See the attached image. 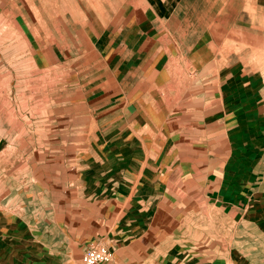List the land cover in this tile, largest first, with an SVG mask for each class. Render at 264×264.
<instances>
[{"label": "crops", "instance_id": "crops-1", "mask_svg": "<svg viewBox=\"0 0 264 264\" xmlns=\"http://www.w3.org/2000/svg\"><path fill=\"white\" fill-rule=\"evenodd\" d=\"M26 2L38 48L111 67L93 98L114 124L83 186L0 185V264H83L97 242L110 264H264V0Z\"/></svg>", "mask_w": 264, "mask_h": 264}, {"label": "rangeland", "instance_id": "rangeland-1", "mask_svg": "<svg viewBox=\"0 0 264 264\" xmlns=\"http://www.w3.org/2000/svg\"><path fill=\"white\" fill-rule=\"evenodd\" d=\"M200 1L194 9H202ZM11 6L0 14V185L7 193L11 187L20 193L26 185L40 187V181H56L60 175L67 185L81 186L90 163L101 168L97 160L106 154L95 155L103 146L99 139L109 137L114 124L104 122L96 104L100 99L93 98L112 78L111 67L94 65L90 50L62 47L56 34H50L55 39L51 49L38 48L42 35L33 26L31 34L26 0ZM158 133L144 135L146 155L154 160L167 152L166 139ZM139 134L134 130L131 137L139 141Z\"/></svg>", "mask_w": 264, "mask_h": 264}, {"label": "built area", "instance_id": "built-area-1", "mask_svg": "<svg viewBox=\"0 0 264 264\" xmlns=\"http://www.w3.org/2000/svg\"><path fill=\"white\" fill-rule=\"evenodd\" d=\"M111 261V253L106 245L101 242L90 243L82 255L83 264H110Z\"/></svg>", "mask_w": 264, "mask_h": 264}, {"label": "bare ground", "instance_id": "bare-ground-1", "mask_svg": "<svg viewBox=\"0 0 264 264\" xmlns=\"http://www.w3.org/2000/svg\"><path fill=\"white\" fill-rule=\"evenodd\" d=\"M3 1V0H2ZM128 1V0H127ZM4 2V1H3ZM83 2V1H82ZM82 2H80V3H82ZM123 2V1H122ZM121 2V3H122ZM114 3V2H113ZM4 4V3H3ZM82 4H84V2L82 3ZM3 7V6H2ZM105 8V7H104ZM106 9V8H105ZM88 11V10H87ZM82 12V11H81ZM91 12V11H90ZM222 12V11H221ZM109 15V14H108ZM246 17V16H245ZM93 19V18H92ZM135 19V18H134ZM36 20V19H35ZM88 21V20H87ZM201 22V21H200ZM7 23H8V21H7ZM10 23V22H9ZM28 23V22H27ZM99 23V22H98ZM87 24V23H86ZM167 24V23H166ZM101 25V24H100ZM31 26V25H30ZM89 26V25H88ZM97 26V25H96ZM17 27V26H16ZM6 28V27H5ZM28 28V27H27ZM77 28V27H76ZM98 28V27H97ZM107 29H109V27L107 28ZM175 30V29H174ZM207 30V29H206ZM98 32V31H97ZM32 34V33H31ZM25 37V36H24ZM23 38V37H22ZM24 40V39H23ZM162 40V39H161ZM176 40V39H175ZM39 41H40V39H39ZM53 41V40H52ZM21 42V41H20ZM48 43V42H47ZM175 45V44H174ZM27 46V45H26ZM27 48V47H26ZM187 50V49H186ZM27 60H28V58H27ZM27 66H29V65H27ZM27 66H25V68L27 67Z\"/></svg>", "mask_w": 264, "mask_h": 264}]
</instances>
